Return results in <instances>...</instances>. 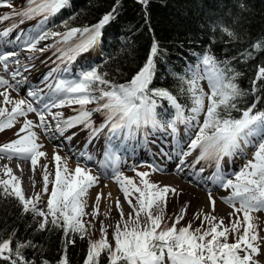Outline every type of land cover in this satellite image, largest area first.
<instances>
[{"label": "snow or ice", "instance_id": "6c2138e0", "mask_svg": "<svg viewBox=\"0 0 264 264\" xmlns=\"http://www.w3.org/2000/svg\"><path fill=\"white\" fill-rule=\"evenodd\" d=\"M68 2L69 0H27L26 6L20 12L13 10L10 14L0 16V22L9 20L13 16L21 17L20 23L42 17L33 29L16 35L15 41L18 47L21 50L41 53L55 48L57 61L54 63H72L99 42L103 35L102 30L115 18L117 8L114 6L112 12L105 14L93 26L67 28V22H62L66 28L64 32L52 31L47 26L49 19L67 6ZM139 2L146 8L147 0H139ZM0 4L12 8L11 3H7L6 0H0ZM17 27L18 25L14 24L0 30V40H5ZM228 35L232 33L228 32ZM49 39L54 40L53 45L46 44L43 48H37L42 41ZM5 42L11 43L7 40ZM157 52L158 45L153 42L144 66L127 84H113L105 79L106 74L99 73L95 66L82 68L79 73L69 78H55L53 74L59 69H53L43 77V82L55 79L54 84L48 85L49 91L46 97L41 95L43 89L29 88L26 89V96L29 99L13 100L9 95V89H18L9 79L0 76V89H3L0 91V97H3L4 105L0 106V118H5L0 119V131L14 127L19 117H25L23 126L16 133L19 138L0 145V158L6 156L9 160L30 161L34 171L40 158L46 156V153L40 150L43 145L37 142L39 137L33 130L35 128L43 130L46 134L52 132L62 137L64 141H71L77 133L72 132L71 135L65 133L83 125L84 129L90 130L85 149L107 129L108 146L105 148V160L101 161L102 164L113 157L112 141L114 138H119L121 133H124L125 137H132L141 129L166 126L175 134L178 123L196 128L195 135L189 138L186 145L187 150L177 153L178 160L174 171L179 174L186 168L191 169V182L199 183L200 174L205 169L197 170L196 165L203 160H214L216 172L212 177L213 183L223 189H232L231 195L223 198V202L233 209V212L229 213L230 216L242 213V220L237 216L231 228L222 227L223 220L216 223V216L201 211L196 214L197 219L203 217L200 228L192 230L191 224L177 227L186 215L187 205H185L179 214H174L175 219L169 226L164 223V209L169 194L174 195L177 190L168 185L161 187L151 182L147 179L150 173L137 172V176L140 177V185H137L132 179L116 172L114 179L120 185L134 215L129 213L125 219L123 209L117 200L116 205L120 210L122 222H118L115 226L113 233L115 243L113 245L107 240L106 229L102 228V238L89 243L85 264H99L103 253H107L109 264H163L165 255L171 264H253V256L259 251L257 241L261 237L252 214L264 210V111L253 113L255 108L253 104L243 111L241 118H232L230 111L236 108L234 101L242 93L233 82L235 77L226 79L223 70L217 66L215 58L205 53L201 63L205 66V75L211 89V94L207 96L209 103L205 111L206 94L199 86V81L204 77L198 73H193L190 79L181 77L187 84V93L191 99V107L188 109L191 114L185 115V108L178 103L176 96L166 89L150 88ZM18 55L16 51L0 52V66L11 76L12 81H16V84L20 83L17 78L22 77L21 67L23 71H30L29 66H21L19 60H13ZM34 58V56L28 57V59ZM10 61L17 65L11 71ZM63 71L68 72L69 69ZM22 78L27 79V77ZM261 81H264V66L259 67L253 80V92L257 90ZM162 101H167V106ZM90 103H95L97 107L94 111L100 112L105 117L99 128L93 126L92 113L85 108ZM72 104L80 106L78 114L73 117L63 119L61 112L52 111L54 108ZM8 105H12L10 110ZM166 107L174 111L168 112L167 115L171 118L162 123L158 119L161 113L157 110ZM29 113H36L39 123L28 120L26 117ZM201 114L204 115L203 123L199 120ZM49 116L55 121L54 126L47 119ZM22 133L24 134L21 135ZM148 135V131H145L144 137L147 138ZM246 146L254 149L252 159L248 160L239 172L233 174L234 180L226 178L220 171L224 158H232L237 153L246 158L244 153ZM198 149L199 155L191 164L186 163V158ZM79 155L81 158L93 159L86 151H82ZM164 155L168 160L173 159L167 153ZM52 159L56 167L54 181L49 179L51 174L48 165H42L43 192L48 193L49 183L53 184L50 198L47 200V213L37 208V203L40 201L39 194L33 199L25 198L19 178L13 175L12 169L7 165L4 166L3 172L10 179L0 180V192L4 196L14 197L22 206L24 213L30 212L33 216H40L41 231L49 224L48 215H50L51 224L63 231L66 245L74 244L75 240L69 237L79 234L83 239L86 235L83 217L87 213L83 198L88 194V189L98 182V178L79 164L70 172L66 161H63L59 154H54ZM150 167L153 171H161L155 165ZM133 194H138L135 196V204L131 198ZM101 196L102 194L97 195V204ZM209 203L212 211H215V200L212 199L211 192H209ZM97 214L98 208H94L92 215L95 217ZM204 222L208 224L207 229L203 228ZM241 225H243L242 234L237 236L235 243H228L229 232L239 233ZM29 246L35 247L31 242L14 244L11 237L0 238V261L7 264H34L23 255L22 250ZM66 251L65 247V254L58 264H68ZM43 264L48 262L43 261Z\"/></svg>", "mask_w": 264, "mask_h": 264}, {"label": "trees", "instance_id": "16d2710c", "mask_svg": "<svg viewBox=\"0 0 264 264\" xmlns=\"http://www.w3.org/2000/svg\"><path fill=\"white\" fill-rule=\"evenodd\" d=\"M114 6L115 18L104 27L97 42L103 58L87 65L89 51L76 59V67L95 66L113 84H127L142 69L155 42L158 52L150 88L168 90L185 108V115H190L191 99L181 77L190 79L191 65L207 53L215 58L226 79L235 77L233 82L242 93L234 101L236 108L230 116L241 118L253 104V113L264 111V81L252 91L256 73L264 66V0H147L146 8L139 0H69L47 26L55 32L66 30L62 22H67V28L90 27L112 12ZM162 103L167 106V101ZM88 105L97 107L95 103ZM157 111L163 123L171 118L167 113L174 110L166 107ZM200 220L195 217L187 221L199 228ZM10 237L14 244L35 245L22 250L34 264H58L65 247L68 264H85L87 237L82 239L76 234L69 237L75 243L66 245L60 228L49 221L45 230H39L36 216L24 213L14 197L0 192V238ZM99 264H109L107 253L101 255Z\"/></svg>", "mask_w": 264, "mask_h": 264}, {"label": "rangeland", "instance_id": "374dc122", "mask_svg": "<svg viewBox=\"0 0 264 264\" xmlns=\"http://www.w3.org/2000/svg\"><path fill=\"white\" fill-rule=\"evenodd\" d=\"M6 2L11 3L12 8L10 9L0 4V16L10 14L13 10H15L16 12H20L27 4V0H6ZM40 19H42V17H36L35 19L25 20L23 23H20L21 17L13 16L9 20L0 22V30L7 29L8 27L14 24L18 25V27L12 31L10 36L5 38V40L11 41V43H6L5 40H2L6 43V45L11 46L10 49H6L3 52H7V51L18 52L19 55L17 56V59L21 60L22 64L29 66L30 71H27V72L30 75L35 76L36 83L39 85H42L43 87H48L49 84L55 83V79H50L46 82H43V77L45 76L46 73H50L52 72L53 69L58 68L59 70L53 74L55 78L57 77L58 78L60 77L69 78L79 73L82 65L79 67H76V64H74L76 63V60L75 62H72V63H62V64L59 62L54 63V61H57V55L54 54L55 48H52L48 51L41 53L39 51L29 52L26 50H21L18 47L17 42L15 41L16 35L22 31H28L30 29H33L39 23ZM48 42L49 40L42 41L39 45H37V48H43L45 47L46 44L48 45L54 44V40L52 42H49V43ZM95 48H96V45L92 49L89 50L91 51L89 53L90 57L86 59L87 61L85 62V64L88 65V64L97 62L100 59H102L101 58L102 54L101 53L98 54L99 50ZM29 56H34L35 58L28 59ZM10 64H12L11 61H10ZM84 66L82 68H84ZM66 68L69 69L68 72L63 71ZM191 68H192L191 69L192 73H198L202 77H204L199 81V83H200L201 89L206 94L205 101H204L205 111H206L207 105L209 103L207 96L211 94V89L209 87L208 80L205 75V72H206L205 66L201 63L200 57L198 58L197 62L194 65H191ZM18 80H21V79H18ZM14 85L16 89H18V90L11 89L12 90L11 95H13L15 100L29 99L26 96V90L19 88L18 85L20 84H14ZM1 104L3 105L2 98L0 99V106ZM11 107L12 105L8 109L10 110ZM85 108L87 111L92 113L91 121L93 122V126L99 128L101 124L104 122L105 117L100 112H96V111L94 112V109L96 107L92 108V106L86 105ZM79 110H80V106L78 104L65 105L60 108L52 109L53 112H61L63 114L62 116L63 119H67L69 117H73L77 115ZM94 114H96V116ZM19 118H20L19 119L20 126L18 128L12 127L10 129H6L5 131H0V145H3L5 143L11 142L19 138L17 137L16 133L23 126L25 117H19ZM26 118L28 120L33 121L34 123H39L36 113H29ZM0 119H5V118H0ZM203 119H204V115L201 114V116L199 117V120L201 123H203ZM176 127H177V132L175 134L172 133L170 128H167L165 126L163 127L164 130H160L158 131V134L156 133V135H153L152 132L150 133V130L152 129L149 127L148 129H141L137 131L135 135L132 137H125V134L121 133L119 138H114L112 141V144L114 146L113 157L111 158H114L116 155L115 158H117V163H115L114 165H110L111 168L114 169V173H112V175H115L116 172H120L122 176L130 178L137 185H140V177L137 176V172L150 173L147 179H149L151 182L159 184L161 187L165 186L166 181L170 179H175L176 175L173 172L166 173L165 175H163L165 176L163 178L160 177L159 171H153L150 165H155L157 168H159L161 165H166L169 161L165 157L164 153H167L168 155L172 157L174 156L178 157L177 153L179 151L187 150L186 145L189 142V138L195 135V132L197 131V129L193 127H189L183 123H178ZM89 131H90L89 129H84V126L80 125L76 128L70 129L68 132L65 133V135H71L72 132H76L77 135L72 140L79 142L78 145H79V149L81 150L85 148V144L87 142ZM107 131L108 130L105 129L104 132L100 133V135L96 139H94L91 142V144H88L86 148V151H89V153L94 154L96 159L104 158L105 156V148L108 146V141L106 139ZM145 131H148L149 133L147 138L144 137ZM23 134L24 133H22L21 135ZM253 139L255 140L256 138H253ZM152 141H155L156 143ZM161 149H163V152H161ZM253 151H254L253 147L250 146L248 151H244V153H246V158L244 155L240 153H237L232 158L225 157L221 164V168H220L221 173L226 178H231L234 180L233 174L239 172L240 169H242L245 166L247 161L252 159ZM61 152L63 154H66V151H64L62 148H61ZM133 154H135L134 158H132ZM198 155H199V149L193 152L191 156H188L186 158V161H189V163L191 164L192 161ZM77 162L80 167L88 169L93 176L100 178L102 182L109 181L111 175H109L110 177L101 176L99 171L93 166H91L89 161H86L85 158H79ZM110 162L107 161V164ZM4 166L5 164L2 161H0V180L9 179L8 176L4 175V172H3ZM200 168H204L205 171L212 176L216 172V163L212 159L203 160L199 164L196 165L197 170ZM48 171L51 174L49 176L50 181H54V174H55L54 171H56V169L55 168L50 169L48 167ZM43 175H44V169L42 168V166H40L37 181L36 183L33 184V186L30 187V189H32V192H31L32 195L29 197V195L24 194V196L26 199H33L37 194H39L40 201L37 203V208L38 210L44 211L45 213H47L48 212L47 200L50 198V192L53 187V184L49 183L48 193H44L43 192L44 181L42 177ZM98 185H100V183ZM180 189L182 190L184 189V190L181 191L180 193L177 190L174 195L169 194L167 198V206L164 209V215L166 214L172 215L176 211L180 212L182 207L187 205V212H186L185 218L193 220L196 217V214L200 213L201 211L197 210L192 205L191 200L189 198L185 199V197L182 196V194L183 193L188 194L189 197H192V195L195 194L196 192H199L200 194H203V193L201 191H198L200 189L199 187H196L193 191L190 189H187L190 192H187V190H185L186 189L185 187H182ZM210 190L212 193L211 194L212 199L215 200V211H212V208L209 203V197L204 195L206 197L205 199L207 200V204H209L210 208H208V210L203 213L216 216L217 217V220L215 221L216 223H219L220 220H223L222 227H227V228L232 227V224L236 221L237 216H239L240 219L242 220L243 218L242 213H238L236 215H231V216L229 215V213L233 212V209L229 205L228 206L230 208L227 214H222V213L218 214V212H216V209L220 205L222 206L226 205L223 202V198H226L231 195L232 193L231 188L223 189V188H220L219 185H217L216 187L210 186ZM136 195L138 194H133L132 196L133 204L136 203V199H135ZM125 202H127L125 198L123 200H120V206L123 209L124 218L127 219L129 213H133V210L129 206L128 202L127 203ZM236 206L238 207L239 205L237 204ZM114 207H117V205H115ZM85 212L87 213V215L83 217V222L86 227L85 237L89 239V243L95 242L101 239L102 238L101 229L108 228V231H106L107 240L111 244L114 245L115 241L113 240L112 233H114V229H115L114 226H116L118 222H121L120 210L118 208H115L114 210H112V212L110 211L104 214L98 210V214L94 217L92 215L93 210H91L90 206L86 204ZM252 215L254 216V223L257 225L259 236L261 237V239L257 241L258 246H259V251H258V254H255L253 256V264H264V210L254 212ZM36 217H37V223L39 225L42 218L40 216H36ZM174 219L175 218L173 217L165 218L164 223L171 225L172 220ZM48 220L51 221L50 215H48ZM190 224H191L192 230L197 229V227L194 224H192L191 222ZM188 225L189 223L187 220H181L180 224L177 225V227H186ZM206 226L208 227V224L207 222H204L203 228L206 229ZM111 228H113V230ZM241 231L243 232V225L240 226V232ZM238 235L239 233L237 232H229L228 234L229 243H235L236 242L235 240L237 239ZM243 254L244 253L242 252L241 255ZM163 264H171V261L168 260L166 255L164 257Z\"/></svg>", "mask_w": 264, "mask_h": 264}, {"label": "bare ground", "instance_id": "6f19581e", "mask_svg": "<svg viewBox=\"0 0 264 264\" xmlns=\"http://www.w3.org/2000/svg\"><path fill=\"white\" fill-rule=\"evenodd\" d=\"M10 48H11L10 45H6V43L4 41L0 40V52H3L4 50L10 49ZM13 60H19V59H17V56H16L15 58H13ZM19 61H20V65L23 66L24 64H22L21 60H19ZM16 67H17V65H15V63L12 62V64H10V71L15 69ZM21 72H22V77H27V79L25 80L22 77L17 78V79H21V80H19L20 81V83H19L20 85H18L19 88H21L23 90H26L27 88L36 89V90L43 89L44 92L41 93V95L44 97L47 96L48 91H49L48 87H43L42 85L37 84L35 76L30 75L27 71H23L22 67H21ZM0 76H3L5 79H9L10 83L16 84V81H12L11 76L8 73H5L3 71L2 66H0ZM0 91H3V89L2 90L0 89ZM11 94H12V90L9 89L10 97L13 100H15L13 95H11ZM1 98H2V102H3V97H0V99ZM1 106H4V105L1 104ZM10 106L11 105H8L7 107L9 108ZM19 119L20 118H18V120L16 121V123L14 125L15 128H18L20 126ZM47 119L49 120L50 123H52L53 126L55 125V121H52L50 116L47 117ZM33 130L37 133V135L39 137L37 142L43 145V148L40 150L46 153L45 157L40 158L38 165L36 166L34 171L32 170L30 161H21V160H17V159L9 160V159H7L6 156L3 158H0V161H2L5 165H7L8 167H10L12 169L13 175H15L16 177L19 178V180L21 182V188L23 190V193L29 195V197L32 195L31 194L32 189H30V187L33 186V184L36 183V181H37L40 166L46 164V165H48V167L50 169H53V168L56 169L55 162L52 159L54 154H59L63 158V161H66L67 167L71 172V171H74V169L78 166L77 160H79V158H81L79 154L82 151H86L85 148L80 150L79 145H78L79 142H76L74 140L64 141V139L62 137H59L58 135H55L52 132H49L46 134L43 130H41L39 128H35ZM60 147L64 151H66V154H63L61 152ZM249 147L250 146L244 147V151H248ZM86 152L89 155H91L93 157V159L88 160L85 158V160L89 161L91 166L96 168L99 171L101 176L111 175V177L109 176L110 179L108 182H102L101 179L97 177L98 183H96L94 186H92L88 189V194L83 199L86 202V204L90 206L91 210H94V208H98V210L101 211L103 214L108 213L110 211L112 212V210L117 208V207H114L116 205L117 200H119V203H120V200L124 199V194L121 191V187L118 183H116V181L114 179L115 175H112V173H114V169L111 168V166H110V165H114L115 163H117V158H115L116 155L114 158L108 159L109 162L111 161L110 163L102 164L101 161L105 160V156H104V158L96 159L94 154L89 153V151H86ZM177 160H178V157L174 156L173 159L169 160L166 165H161L159 167V169H161V171H159V173H160L159 176L163 178V177H165L163 175H165L166 173L173 172L176 175L175 179H170V180L166 181L165 185L171 186L173 188L177 187L175 189L178 190L179 193L184 190V189L183 190L180 189L182 187H185L186 188L185 190L190 189L192 191L196 187H199L200 189L198 191H201L203 194H200L199 192H196V193L194 192L195 194H193L192 197H189L188 194H184L182 192L183 193L182 196H184L185 199L189 198L192 202V205L197 210L202 211V212L207 211L208 208H210V206H209V204H207V200L205 199L206 198L205 196L209 197V192H211L210 186L216 187L218 185V184L213 183V180H212L213 175L211 176L209 173L204 171L203 173L200 174L199 183L191 182L192 181V177L190 175V173L192 171L191 169L186 168L183 172H181L179 174H177L174 171V166H175ZM63 161H62V163H63ZM186 163L190 164L189 161H186ZM8 178L10 179V177H8ZM99 183H100V185H98ZM187 192H190V191L187 190ZM98 194H102V196H101L99 203L97 204L96 197ZM109 194H111V195L109 196ZM125 203H127V202H125ZM229 208L230 207L227 204L224 206L220 205L216 209V212H218V214L219 213L227 214L229 211ZM179 213L180 212L176 211L172 215L166 214V215H164V218H168V217L175 218L174 214H179ZM187 220L191 221L190 219H187ZM202 220H203V218H201V220H200L201 221L200 227L202 225ZM225 224H227V223H225ZM113 228H112V230H113ZM207 228L208 227L206 226V229ZM105 229L107 231V228H105ZM240 234H242V231L239 232V235Z\"/></svg>", "mask_w": 264, "mask_h": 264}]
</instances>
